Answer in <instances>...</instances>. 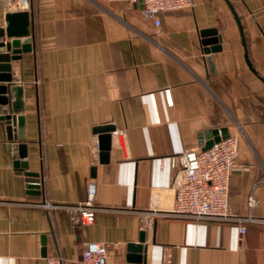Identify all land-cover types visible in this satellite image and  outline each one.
<instances>
[{
  "label": "crops",
  "instance_id": "obj_1",
  "mask_svg": "<svg viewBox=\"0 0 264 264\" xmlns=\"http://www.w3.org/2000/svg\"><path fill=\"white\" fill-rule=\"evenodd\" d=\"M16 1L5 11L0 0V29L7 14L30 13L34 50L11 62L12 84L24 88L22 161L41 189L28 193L0 120V264H78L91 243L108 245V264H129L142 233V264H264V0H228L243 36L225 0L161 13L159 31L126 3ZM212 29L214 74L201 34ZM105 124L122 131L124 147L113 140L101 163L94 130ZM221 129L239 142L228 203L254 221L171 214L179 181L169 156ZM90 180L100 208L92 225L74 228L65 210L42 206L83 202Z\"/></svg>",
  "mask_w": 264,
  "mask_h": 264
},
{
  "label": "built area",
  "instance_id": "obj_2",
  "mask_svg": "<svg viewBox=\"0 0 264 264\" xmlns=\"http://www.w3.org/2000/svg\"><path fill=\"white\" fill-rule=\"evenodd\" d=\"M105 2H121L135 5L143 2L141 14L154 22L159 31L160 14L169 11H179L191 8L194 0H103ZM16 0H2L5 11L16 5ZM112 141L124 147L121 130L115 128L111 133ZM239 154V142L235 135H229L214 142L206 150L201 148L186 150L177 155L169 156L170 167L176 172L179 184L175 190L171 214L196 221L214 220L224 222L248 223L254 221L249 214L246 217L237 216L228 203L230 176L235 168ZM96 184L87 182L86 197L76 204L42 206L53 209L60 208L67 212L70 225L86 227L94 223L96 212L100 209L95 202ZM248 208L251 210L256 201L248 198ZM239 234H244L246 228L241 225ZM108 245L103 243L87 244L81 254L78 264H108ZM47 264H62L59 256L47 259Z\"/></svg>",
  "mask_w": 264,
  "mask_h": 264
},
{
  "label": "water",
  "instance_id": "obj_3",
  "mask_svg": "<svg viewBox=\"0 0 264 264\" xmlns=\"http://www.w3.org/2000/svg\"><path fill=\"white\" fill-rule=\"evenodd\" d=\"M231 9L235 20L241 30L242 25L240 19L236 15L233 7L225 0ZM134 6L143 8V2L139 1ZM30 13L18 12L9 13L6 16L7 26L0 29V120L7 125L6 130L10 144L9 149L15 160L14 166L27 169L28 165L22 161L27 157V145L24 143L25 138V117L24 112V88L22 85L12 84V66L11 62L21 59L22 54L33 52V40L30 36ZM205 46L204 52L207 54L206 64L210 74L215 73L213 53L221 48L218 44L217 30H205L201 32ZM244 40V39H243ZM245 59L250 69L255 72L247 50H245ZM115 127L110 124L101 125L95 128L94 132L98 135L99 159L101 163L109 161L110 151L112 149L111 133ZM228 136L226 129L207 130L199 135V148L206 150L212 146L214 142H218L221 138ZM27 178V187L30 194H38L41 189V174L24 172ZM145 242V233H142L137 244H129L127 247L129 264H142L144 262L142 253L144 252L143 243Z\"/></svg>",
  "mask_w": 264,
  "mask_h": 264
}]
</instances>
